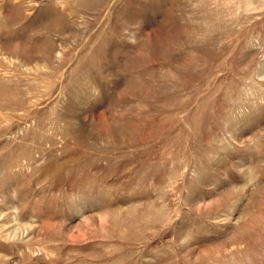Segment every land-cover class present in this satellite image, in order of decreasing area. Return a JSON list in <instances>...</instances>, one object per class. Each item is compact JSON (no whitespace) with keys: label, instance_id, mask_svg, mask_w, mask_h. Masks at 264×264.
<instances>
[{"label":"rangeland","instance_id":"1","mask_svg":"<svg viewBox=\"0 0 264 264\" xmlns=\"http://www.w3.org/2000/svg\"><path fill=\"white\" fill-rule=\"evenodd\" d=\"M0 264H264V0H0Z\"/></svg>","mask_w":264,"mask_h":264}]
</instances>
